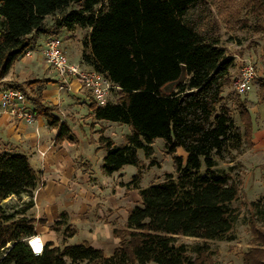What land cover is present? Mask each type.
Masks as SVG:
<instances>
[{
  "label": "trees",
  "instance_id": "16d2710c",
  "mask_svg": "<svg viewBox=\"0 0 264 264\" xmlns=\"http://www.w3.org/2000/svg\"><path fill=\"white\" fill-rule=\"evenodd\" d=\"M239 1L0 0V87L19 89L32 101L35 118L44 116L58 129L56 145L74 144L76 138L54 108L43 103L42 90L50 80L6 84L4 78L32 47L35 34L86 31L83 64L108 78L118 94L105 105L91 96L90 113L96 120L132 129L126 144L119 146L104 129L100 131L96 143L106 151L102 168L113 175L126 166L136 167L125 187L138 191L141 198L125 228L113 230L119 245L111 257L86 242L62 246L47 242L43 253L35 255L27 239L36 234L38 221H12V216L3 215L0 264H202L203 247L193 248L197 253L193 259L190 247L177 243L178 236L232 239L238 219L232 204L239 199L240 188L229 172L218 169L219 157L224 151L239 152L244 145L252 148L253 125L239 95L235 109L240 125L225 103L224 90L234 81V60L227 57L216 15L231 28L246 29L248 23L240 20L239 13L249 9L264 24V0H245L240 10ZM56 14L59 17L48 24L47 18ZM260 85L264 100V81ZM159 138L173 155L175 174L142 187L146 168L139 151L149 165L156 166L153 143ZM179 148L186 152L185 159L176 155ZM40 180L26 154L1 153L0 214L6 199L32 195ZM251 206L255 209L258 203ZM51 230L64 240L77 234L65 212ZM263 260L264 251L253 250L246 264H263Z\"/></svg>",
  "mask_w": 264,
  "mask_h": 264
},
{
  "label": "crops",
  "instance_id": "0c3cea01",
  "mask_svg": "<svg viewBox=\"0 0 264 264\" xmlns=\"http://www.w3.org/2000/svg\"><path fill=\"white\" fill-rule=\"evenodd\" d=\"M76 31L60 29L54 35L60 33L64 35V40L67 42L66 45L63 43L64 49L66 53L71 51L74 55L69 62L71 65L88 67L82 62V50L80 51L79 48L73 50L71 42L76 37ZM48 36L50 35L42 33L33 36L30 55H23L18 59L4 78V82L7 84L38 79L50 80L42 90L43 103L54 108L53 113L72 130L79 119L77 115L79 104L85 103L83 105L85 110L89 111L88 115L91 114L90 97L88 101L84 94L89 92L77 79L71 78L62 90L64 94H61L62 81L57 72L47 64L43 55V47ZM37 73L41 76H35ZM55 86L60 94L59 98H56L55 89L52 88ZM4 89L5 86H1L0 92ZM258 89L259 94L258 90L253 88V92L240 96L252 119V147H255V140H264V100L260 97L261 85ZM28 104L32 110L35 109L30 100ZM58 106L60 109H65L70 116L65 115L61 118L55 112ZM93 117L89 119H94ZM259 121L262 126L257 124ZM57 134L58 129L51 127L44 116L37 117L33 124H27L5 112L0 103V154L4 151L26 154L32 166L40 172L39 183H42L47 195L42 199L45 205L43 220L35 218L38 221L36 225L38 223L44 225L43 230L36 229V233L42 236L45 243L53 242L57 245L58 233L51 230V226L54 221L59 220L58 215L65 212L68 215V223L77 229V234L71 238L72 242L69 244L80 240L81 243L86 242L96 249H102L106 257H111L119 245V239L114 237L113 230L118 228L117 224L124 226L119 229L125 228L129 213L135 205L141 203V198L139 196L135 200H129L127 195L130 191L125 187L128 180H124L123 186L118 184L123 181L122 177H118L124 173V169L113 175L104 173L102 166L106 151L98 149L97 140H76L74 144L64 141L61 145H56ZM76 159L79 160V165H76ZM71 179L73 184L70 183V187L66 188ZM54 193L59 196L52 195ZM61 194L63 195L60 196ZM54 206L55 210L52 211ZM94 210L100 213L94 214L92 212ZM102 210L110 211L107 212V218L104 220L101 219L104 217ZM54 215L57 217H53Z\"/></svg>",
  "mask_w": 264,
  "mask_h": 264
},
{
  "label": "rangeland",
  "instance_id": "374dc122",
  "mask_svg": "<svg viewBox=\"0 0 264 264\" xmlns=\"http://www.w3.org/2000/svg\"><path fill=\"white\" fill-rule=\"evenodd\" d=\"M245 0H240L238 2V9L244 4ZM239 18L241 21H247L248 28L237 29L231 28L222 21L220 16L216 15V19L220 24V35L222 39V44L226 48L227 57L234 60V67L232 69L233 79L239 75L240 69L247 63L251 62L254 64L255 70L257 72V78L254 83L255 90H258L260 84L264 80V30H262L263 22L255 15H252L249 9H242L239 13ZM59 17V14L50 16L47 18V23L51 24L54 18ZM262 28V29H261ZM75 33L76 37L72 40L71 44L73 50H82V40L86 34L85 30H77ZM62 39L64 45H66V40H64V35L62 33L57 35ZM68 53V54H67ZM67 57L69 62L72 61L74 56L71 51H68ZM86 69H91L90 67H82ZM35 76H41L37 73ZM233 84L224 90L225 103L232 110V115L234 121L237 125H240V120L238 113L235 109V99L236 96H245L253 92H245L240 94L234 88ZM55 89V96L59 98L60 95L57 91V86L52 87ZM61 94L64 92L61 90ZM91 98V93H84ZM118 97L117 89H113L108 100L115 101ZM30 100V99H29ZM31 104L35 106L32 101ZM85 103L79 104L77 108V115L79 116L74 128L72 129L76 140H98L100 137V131L105 130V135L111 137L117 145L126 144L128 136L131 134V127L127 124L106 121V120H96L89 119L92 115H88L84 105ZM62 111V112H61ZM64 111V113H63ZM61 118L70 116L66 110L60 109V106L55 110ZM74 116V113H72ZM76 119V117H74ZM259 126H262L261 121L257 122ZM261 124V125H260ZM255 147L248 148L246 145L242 149L237 151H224L219 157L218 169L229 172L235 179V182L240 188L239 199L233 202L232 206L238 212V219L236 221L233 237L231 240H209L203 241L198 238L178 236L177 243L187 244L190 247V255L192 258L197 257V253L193 248L197 246L203 247V253L199 256V260L202 264H246L247 255L253 250L264 251V140H255ZM153 148L155 151L154 157L156 158L158 164L156 166L149 165V160L144 157L143 150L139 151V157L145 164V170L143 172V177L141 180L142 187H148L151 182L157 178L158 181H162L167 174H175L174 172V160L173 155L169 154L165 149V141L163 139H156L153 143ZM178 156H182L184 159L187 154L182 149L179 148L177 151ZM76 165H79V160H75ZM124 173L118 178L122 177L123 181L118 182V184H125L124 180L128 182L131 180L133 175L137 172V168L134 166H126L123 168ZM204 169L202 170V172ZM70 183L73 184L72 179L66 185V188ZM50 195V194H48ZM58 197V194H52ZM61 194L60 196H62ZM47 195L45 194L42 183H39L37 188L33 191L32 195L27 193L22 194L19 197L12 196L3 202L4 212L0 214V225L5 226V222L2 221V216H12V221H18L24 218H38L43 220L44 214V204L42 199ZM129 200H135L139 198L138 191H130L127 195ZM62 200V199H61ZM252 202L258 203V206L253 209L251 206ZM136 204V203H135ZM55 210V206L52 211ZM94 214H99L100 211H92ZM106 210H102L104 215L102 220L107 218ZM53 217H57L54 215ZM61 219V215L57 217ZM57 221V220H56ZM55 222V221H54ZM53 222V223H54ZM41 224L35 225L37 230H43ZM118 228L124 227L117 224ZM71 238L66 240L63 236L58 233V238L56 240L57 246H62L64 244H69ZM75 245L81 244L80 240L73 242ZM69 263V262H68ZM154 264V263H149ZM264 264V260H263Z\"/></svg>",
  "mask_w": 264,
  "mask_h": 264
},
{
  "label": "built area",
  "instance_id": "2783aa9c",
  "mask_svg": "<svg viewBox=\"0 0 264 264\" xmlns=\"http://www.w3.org/2000/svg\"><path fill=\"white\" fill-rule=\"evenodd\" d=\"M24 55L29 56L30 50H27ZM43 55L47 64L57 72L62 81L61 90L65 88L71 78H75L85 90L92 94L98 105H105L108 102L111 91L117 88L103 74L92 69L71 65L64 49L63 41L57 35L47 37L43 47ZM256 78L257 72L254 64L247 62L240 69L239 75L234 81V88L240 94L249 92L254 88ZM28 101L26 95L19 89H7L0 92V103L5 112L23 120L27 124H33L36 118ZM34 240L39 241V252L36 250L37 244L33 243ZM27 241L35 255L43 253L46 243L40 234L31 235Z\"/></svg>",
  "mask_w": 264,
  "mask_h": 264
},
{
  "label": "clouds",
  "instance_id": "9594fccd",
  "mask_svg": "<svg viewBox=\"0 0 264 264\" xmlns=\"http://www.w3.org/2000/svg\"><path fill=\"white\" fill-rule=\"evenodd\" d=\"M33 243L37 244L36 250H37V252H39L40 251L39 241L38 240H34Z\"/></svg>",
  "mask_w": 264,
  "mask_h": 264
}]
</instances>
